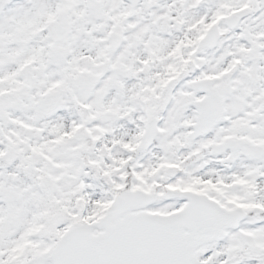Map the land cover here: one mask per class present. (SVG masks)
Wrapping results in <instances>:
<instances>
[{
  "label": "snow or ice",
  "instance_id": "1",
  "mask_svg": "<svg viewBox=\"0 0 264 264\" xmlns=\"http://www.w3.org/2000/svg\"><path fill=\"white\" fill-rule=\"evenodd\" d=\"M0 264H264V0H0Z\"/></svg>",
  "mask_w": 264,
  "mask_h": 264
}]
</instances>
